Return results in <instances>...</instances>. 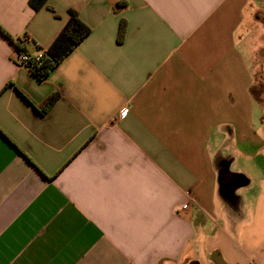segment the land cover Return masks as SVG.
<instances>
[{"label":"crops","instance_id":"1","mask_svg":"<svg viewBox=\"0 0 264 264\" xmlns=\"http://www.w3.org/2000/svg\"><path fill=\"white\" fill-rule=\"evenodd\" d=\"M259 4L0 0L30 56L90 27L42 81L0 33V264H264Z\"/></svg>","mask_w":264,"mask_h":264},{"label":"trees","instance_id":"2","mask_svg":"<svg viewBox=\"0 0 264 264\" xmlns=\"http://www.w3.org/2000/svg\"><path fill=\"white\" fill-rule=\"evenodd\" d=\"M46 3L47 0H29V5L34 10H38L40 7L46 5ZM47 8L54 13L52 7L47 6ZM66 12V22L57 33L52 43L42 51L41 58L35 60L31 57L27 61V69L38 81L44 80L56 65H58V63L90 32V27L79 18L74 10L67 9ZM54 16L56 17L55 14ZM125 28L126 22L121 19L118 26L117 41L123 39ZM0 33L13 43L14 48L17 51H25V49L19 44V40L13 41L10 35L1 26ZM58 97L59 95L57 93L49 95L40 107V113L45 114Z\"/></svg>","mask_w":264,"mask_h":264},{"label":"rangeland","instance_id":"3","mask_svg":"<svg viewBox=\"0 0 264 264\" xmlns=\"http://www.w3.org/2000/svg\"><path fill=\"white\" fill-rule=\"evenodd\" d=\"M259 1H260V4L259 5L262 8H264V0H259ZM259 18H261V17H259ZM259 24L262 26L263 29L261 27H259L258 24H256V26H257V32L256 33L258 34V38H256V40H255L254 37H253V39L255 40V44H256V46L258 48H259V46L261 47L262 46V43L264 42V18H263L262 23H259ZM255 44H254L253 47H256ZM256 50L257 49H255V51ZM248 52H249L248 58H249V61H250L249 65H250V68H253V66H254L253 64L256 61V58L253 57V56H255V54L251 53L249 51V49H248ZM261 52L264 54V49H262L260 51V53ZM257 57L259 59L261 57V54H258ZM257 86H258V88H257ZM257 86H254V88H256L254 90L255 91L254 94H255L256 98H258V96L261 95V93H262V86L264 87V82L259 81V84H257Z\"/></svg>","mask_w":264,"mask_h":264},{"label":"built area","instance_id":"4","mask_svg":"<svg viewBox=\"0 0 264 264\" xmlns=\"http://www.w3.org/2000/svg\"><path fill=\"white\" fill-rule=\"evenodd\" d=\"M42 56V52L37 53L36 55L30 56L28 53L24 52V51H17L15 49V61L19 64L22 65L24 67L27 68V61L33 57V59L35 60H39ZM127 113V109L125 107H122L119 110V115L121 117H123L125 114Z\"/></svg>","mask_w":264,"mask_h":264}]
</instances>
